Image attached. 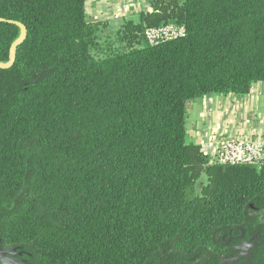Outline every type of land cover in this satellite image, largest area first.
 Listing matches in <instances>:
<instances>
[{
  "label": "trees",
  "instance_id": "1",
  "mask_svg": "<svg viewBox=\"0 0 264 264\" xmlns=\"http://www.w3.org/2000/svg\"><path fill=\"white\" fill-rule=\"evenodd\" d=\"M169 23L185 35L147 42ZM20 26L0 68V251L264 264V162H211L186 130L196 100L264 83V0H150L105 42L87 0H0L1 64Z\"/></svg>",
  "mask_w": 264,
  "mask_h": 264
},
{
  "label": "crops",
  "instance_id": "2",
  "mask_svg": "<svg viewBox=\"0 0 264 264\" xmlns=\"http://www.w3.org/2000/svg\"><path fill=\"white\" fill-rule=\"evenodd\" d=\"M136 1L139 4L138 9L134 0H106L104 4L100 3V6L95 7L94 14L100 19L104 14L101 8H106L105 13L111 15L109 19H136L143 3L147 7L144 9H150V0ZM119 6L130 9L125 10L123 7L117 13L114 9ZM262 84H254L251 91L244 97L232 94L212 95L193 102L186 116L188 141L207 150L221 138L226 137L264 139V85Z\"/></svg>",
  "mask_w": 264,
  "mask_h": 264
},
{
  "label": "built area",
  "instance_id": "3",
  "mask_svg": "<svg viewBox=\"0 0 264 264\" xmlns=\"http://www.w3.org/2000/svg\"><path fill=\"white\" fill-rule=\"evenodd\" d=\"M184 35V27L173 23L155 29H147L145 32L146 40L151 45ZM201 151L209 156L211 162L218 164L260 165L264 162V139L226 137L221 138L207 150L201 147Z\"/></svg>",
  "mask_w": 264,
  "mask_h": 264
},
{
  "label": "rangeland",
  "instance_id": "4",
  "mask_svg": "<svg viewBox=\"0 0 264 264\" xmlns=\"http://www.w3.org/2000/svg\"><path fill=\"white\" fill-rule=\"evenodd\" d=\"M105 1L106 0H87V19H88V21H92V20L107 21L108 24H110L112 26L110 28L107 27L106 29H103V30L98 32V37H99L100 42H105V41H108L109 39H113L114 31L112 30V28H114L121 21L120 19H118V20L117 19H109L108 17H110L111 15H107L105 13V12H107L106 8L105 9L101 8V10L104 14L102 15V18H100V19L97 18V16L94 14L95 7L97 5L100 6V3H101V5L104 4ZM134 1H135L136 9H138V7H139L138 1H136V0H134ZM111 4L113 5V3H111ZM142 6L143 7L139 8V9H141V11L146 10V9H144V8H147L145 3H143ZM123 7L119 6L116 9H114V11L115 12L117 11V13H118L120 10H122ZM124 8H125V10L130 9V8H127L126 6ZM111 9L113 10V7H111ZM138 11H140V10H138ZM129 14L131 15L132 13H129ZM127 19H131V18H127ZM262 85H264V83ZM204 182H205V176H202V178L199 180V183L201 184ZM7 253H9V252L0 251V264H26L24 260L20 261V260H18L19 258L17 256H12V255L9 256V255H7Z\"/></svg>",
  "mask_w": 264,
  "mask_h": 264
},
{
  "label": "water",
  "instance_id": "5",
  "mask_svg": "<svg viewBox=\"0 0 264 264\" xmlns=\"http://www.w3.org/2000/svg\"><path fill=\"white\" fill-rule=\"evenodd\" d=\"M20 28H21V35H20L19 39L17 41H15V43L11 47L10 60L6 64H1L0 63V68H7V67H9L13 63V61H14V51H15V48L24 39L25 33H26L24 27L20 26Z\"/></svg>",
  "mask_w": 264,
  "mask_h": 264
},
{
  "label": "flooded vegetation",
  "instance_id": "6",
  "mask_svg": "<svg viewBox=\"0 0 264 264\" xmlns=\"http://www.w3.org/2000/svg\"><path fill=\"white\" fill-rule=\"evenodd\" d=\"M8 252V251H7ZM9 254H11L10 252H9ZM8 255V254H7ZM12 255V254H11ZM18 260H20L21 261V259H18ZM26 263V262H25Z\"/></svg>",
  "mask_w": 264,
  "mask_h": 264
}]
</instances>
